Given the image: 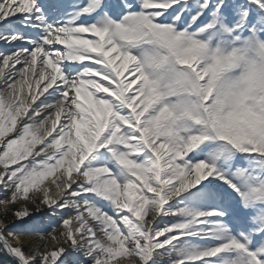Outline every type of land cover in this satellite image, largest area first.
<instances>
[{
    "label": "snow or ice",
    "instance_id": "1",
    "mask_svg": "<svg viewBox=\"0 0 264 264\" xmlns=\"http://www.w3.org/2000/svg\"><path fill=\"white\" fill-rule=\"evenodd\" d=\"M0 251L264 264V0H0Z\"/></svg>",
    "mask_w": 264,
    "mask_h": 264
},
{
    "label": "trees",
    "instance_id": "2",
    "mask_svg": "<svg viewBox=\"0 0 264 264\" xmlns=\"http://www.w3.org/2000/svg\"><path fill=\"white\" fill-rule=\"evenodd\" d=\"M7 261L11 264H16V261L12 260L11 257L0 251V261Z\"/></svg>",
    "mask_w": 264,
    "mask_h": 264
},
{
    "label": "bare ground",
    "instance_id": "3",
    "mask_svg": "<svg viewBox=\"0 0 264 264\" xmlns=\"http://www.w3.org/2000/svg\"><path fill=\"white\" fill-rule=\"evenodd\" d=\"M57 47H62V46H57ZM23 239V238H22ZM28 239H34V237H28ZM12 259V258H11ZM13 260V259H12ZM15 261V260H14ZM7 264H9V263H7Z\"/></svg>",
    "mask_w": 264,
    "mask_h": 264
},
{
    "label": "rangeland",
    "instance_id": "4",
    "mask_svg": "<svg viewBox=\"0 0 264 264\" xmlns=\"http://www.w3.org/2000/svg\"><path fill=\"white\" fill-rule=\"evenodd\" d=\"M3 262L0 261V264H2Z\"/></svg>",
    "mask_w": 264,
    "mask_h": 264
}]
</instances>
